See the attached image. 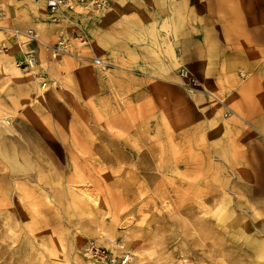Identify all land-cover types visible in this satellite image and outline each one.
<instances>
[{"label":"rangeland","instance_id":"obj_1","mask_svg":"<svg viewBox=\"0 0 264 264\" xmlns=\"http://www.w3.org/2000/svg\"><path fill=\"white\" fill-rule=\"evenodd\" d=\"M109 6L51 22L72 36ZM66 55L87 70L51 105L0 70V264H91L92 242L128 251L116 264H264V120L233 123L179 62L132 67L146 78L132 81L118 56ZM177 87L215 100L185 103Z\"/></svg>","mask_w":264,"mask_h":264},{"label":"crops","instance_id":"obj_2","mask_svg":"<svg viewBox=\"0 0 264 264\" xmlns=\"http://www.w3.org/2000/svg\"><path fill=\"white\" fill-rule=\"evenodd\" d=\"M82 20L98 55L110 60L118 56L116 62L128 69V79L146 80L132 67L168 62L173 68L179 62L191 69L208 94L224 97L225 112L232 109L239 119L233 123L264 120V0H110L106 11ZM59 24L51 22L46 0H0V70L15 74L8 89L16 84L37 96L46 80L49 86L42 90L51 105L71 84L75 69L84 74L87 66L77 59L66 54L53 59L46 48L59 38V30L72 34L71 26ZM30 28L37 38L26 41L22 34ZM152 41L159 45L154 52ZM29 50L37 53L38 65L27 69L19 62ZM33 68L36 82L28 80ZM55 81L58 86L52 85ZM173 91L185 103L192 98L209 103L212 98L180 87Z\"/></svg>","mask_w":264,"mask_h":264},{"label":"built area","instance_id":"obj_3","mask_svg":"<svg viewBox=\"0 0 264 264\" xmlns=\"http://www.w3.org/2000/svg\"><path fill=\"white\" fill-rule=\"evenodd\" d=\"M110 0H46L47 7L50 15L51 21H59L61 15L69 16L66 12L73 10L78 5L88 7L89 9H102V7L109 4ZM61 14V15H60ZM74 33L71 36L60 35L59 38L54 43H46V48L49 49L52 58H58L62 54H76L80 58L90 59L93 63L97 65H104L105 61L97 54V52L92 47V39L88 31L79 26V24L74 28ZM23 33L30 36L32 39L37 38V33L33 29H27ZM78 44L79 47H89L91 49L90 54H83L80 50L75 51L74 45ZM38 63V55L34 50H29L25 53L24 58L19 65H23L25 68H32ZM188 69L182 68L180 75L183 77H189L192 81L193 77L189 76ZM41 87L46 88L48 86V81L42 80ZM232 110L229 109L226 114H229ZM120 245V244H119ZM121 254H116L112 248L103 247L97 243L92 242L87 249L89 257L93 260L103 262L105 264H116L120 259L121 262H126L130 258L128 251L123 250L122 246Z\"/></svg>","mask_w":264,"mask_h":264},{"label":"bare ground","instance_id":"obj_4","mask_svg":"<svg viewBox=\"0 0 264 264\" xmlns=\"http://www.w3.org/2000/svg\"><path fill=\"white\" fill-rule=\"evenodd\" d=\"M36 65H38V63L36 64ZM23 69V68H22ZM17 70H20V68L18 67L17 68ZM28 80L29 81H31V82H36V76H35V68L34 69H32V71H30V72H28ZM38 87V86H37ZM42 88V87H41ZM37 92V96H41V97H45L46 95V91L45 90H42V89H38L37 88V90H36ZM213 98V97H212ZM216 110V109H215ZM3 111V110H2ZM4 113V112H3ZM241 116H243V115H241ZM7 122H9L8 121V118L5 120V123H7ZM12 127V126H11ZM9 166V165H8ZM4 169H5V167H4ZM82 190H83V193L85 194V195H87L88 197H89V199L90 200H92L96 205L99 203V196H96V195H94L92 192H90L89 190H88V188H84V187H82ZM100 194V193H99ZM258 243V242H257ZM92 263L91 264H105V263H103V262H99V261H97V260H94L93 259V261H91Z\"/></svg>","mask_w":264,"mask_h":264}]
</instances>
